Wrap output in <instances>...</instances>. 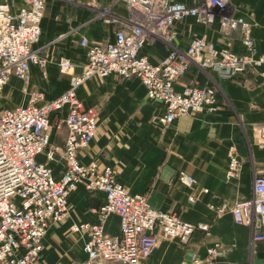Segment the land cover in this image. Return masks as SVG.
<instances>
[{
  "label": "built area",
  "instance_id": "obj_1",
  "mask_svg": "<svg viewBox=\"0 0 264 264\" xmlns=\"http://www.w3.org/2000/svg\"><path fill=\"white\" fill-rule=\"evenodd\" d=\"M0 0V94L16 77L29 81V66L44 71L47 60L35 48L40 37L44 0ZM95 4L96 0H90ZM125 7L139 14L130 21L111 16L99 7V16L118 24L113 40L103 44L82 38L86 60L78 73L74 63L60 57L58 68L68 72V87L52 99L33 89L26 101L0 109V264H30L38 260L43 238L52 223L66 216L68 194L78 184L103 193V201L95 210L93 222H78L70 230L84 235L85 259L81 264H146L160 238L175 239L183 246L190 242L194 226L167 210L151 207L143 194L131 193L117 181L114 170L99 168L94 160L83 163L79 152L86 149L96 131L95 114L84 107L77 89L88 79H102L110 74L122 78L135 77L145 88L148 99L162 103L163 110L152 119L167 126L179 116L191 113L213 114L218 110L213 85L188 86L178 92L175 81L193 63L212 69L220 78H235L264 65V49L257 51L249 23L231 11L230 0H203L187 5L172 0H123ZM187 19L210 24L215 19L223 33L239 29L245 48L242 54L200 37L190 39L185 49L176 47V24ZM152 39L169 45L168 53L151 62L142 48ZM264 75V71L261 72ZM66 110L63 124L66 136L63 146L50 142L51 118ZM260 147H264V122L252 125ZM42 154L45 160H37ZM63 161L60 176L53 173L50 162ZM226 175L233 176L240 165L235 146L227 149ZM175 181L189 190L187 201L194 202L196 180L179 170ZM200 191L210 194L206 187ZM210 207L218 214L228 209L236 224L250 228L252 238L264 242V167L255 172L251 195ZM110 214L119 218V234L105 232L104 222ZM223 255L217 246H208L205 255H192L180 264H211Z\"/></svg>",
  "mask_w": 264,
  "mask_h": 264
},
{
  "label": "crops",
  "instance_id": "obj_2",
  "mask_svg": "<svg viewBox=\"0 0 264 264\" xmlns=\"http://www.w3.org/2000/svg\"><path fill=\"white\" fill-rule=\"evenodd\" d=\"M195 5L200 0H172ZM16 6L19 0H14ZM40 37L35 48L47 60L44 71L29 66V81L10 79L4 107L22 104L33 89L52 99L68 87V72L59 70V58L74 63L78 73L86 60V48L80 41L103 44L113 40L118 24L105 22L99 7L107 8L111 16L130 21L139 16L128 10L123 0H44ZM234 14L250 25V33L258 52L264 49V0H230ZM176 47L185 49L193 37L204 38L217 48L225 47L237 54L245 48L239 29L223 33L215 19L210 24H198L191 19L176 24ZM170 47L152 39L142 48L151 62L164 57ZM264 65L246 71L235 78H220L212 69L191 63L174 83L176 91L188 86L213 85L218 110L213 114L191 113L179 116L167 126L153 121L163 110L161 102L146 97L145 88L135 77L122 78L110 74L102 79L90 78L78 89L77 97L84 107L95 114L96 131L88 147L79 152L83 163L94 160L101 169L111 167L118 182L131 193L143 194L153 207L176 214L194 226L190 242L183 246L175 239L161 238L146 264H180L197 254L203 257L208 246H217L223 255L211 264H264V242L252 238L246 225L236 224L228 209L218 214L210 204L229 207L251 195L252 179L264 167V147H260L252 125L264 122ZM23 84V85H22ZM3 90V91H4ZM2 91V92H3ZM3 108V107H1ZM0 108V109H1ZM63 109L51 118L50 142L63 146L66 128ZM234 145L240 165L233 176L226 175L227 149ZM57 155L50 162L53 173L60 176L63 161ZM37 160H45L42 154ZM179 170L196 180L194 202L187 201L189 190L175 181ZM208 188L210 194L200 189ZM103 201V193L90 192L78 184L67 197L66 216L52 223L43 238L40 257L30 264H81L85 236L70 230L72 223L93 222L95 210ZM105 232L119 234V218L110 214L104 222Z\"/></svg>",
  "mask_w": 264,
  "mask_h": 264
},
{
  "label": "rangeland",
  "instance_id": "obj_3",
  "mask_svg": "<svg viewBox=\"0 0 264 264\" xmlns=\"http://www.w3.org/2000/svg\"><path fill=\"white\" fill-rule=\"evenodd\" d=\"M203 0H200V2ZM23 85V84H22ZM10 91V87H8L6 90H4L1 94H0V108L4 107V105L6 104V101L9 100L10 96L7 95Z\"/></svg>",
  "mask_w": 264,
  "mask_h": 264
},
{
  "label": "bare ground",
  "instance_id": "obj_4",
  "mask_svg": "<svg viewBox=\"0 0 264 264\" xmlns=\"http://www.w3.org/2000/svg\"><path fill=\"white\" fill-rule=\"evenodd\" d=\"M74 68V67H73ZM161 239V238H160Z\"/></svg>",
  "mask_w": 264,
  "mask_h": 264
}]
</instances>
